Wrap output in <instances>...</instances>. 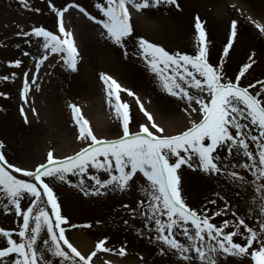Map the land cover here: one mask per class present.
Listing matches in <instances>:
<instances>
[{
  "label": "snow or ice",
  "instance_id": "obj_1",
  "mask_svg": "<svg viewBox=\"0 0 264 264\" xmlns=\"http://www.w3.org/2000/svg\"><path fill=\"white\" fill-rule=\"evenodd\" d=\"M22 2L29 6L27 0ZM48 5L57 17L58 32L33 26L30 31L17 33L29 37V44L35 37L43 50L41 55L32 57L37 71L51 54H60L68 69L77 70L78 49L63 20L70 8H77L102 27L101 35L119 46L125 57H142L147 69L158 77L163 90L184 101L187 105L185 111L199 115L200 119L191 120V126L182 132L165 135V129L155 122L139 97L130 89H123L136 98L148 121L141 123L139 130L133 132L130 130V106L121 100L119 94L121 85L102 73L108 104L121 121L122 135L115 139L98 138L80 107L69 104L78 127L77 139L85 145L73 156L55 158L49 151L46 163L29 170L13 165L0 151V193L3 194L0 210L12 212L22 220L18 232L0 227V240H3L0 264H54L51 257L58 258L57 264H93V258L99 252L126 254L123 246L119 249L106 246L108 237L105 236L96 242L94 250L84 255L66 235L67 228L77 225L71 224L69 218L62 214L61 203L50 181L66 182L67 174H83L89 168L103 169L109 178L93 176L99 185L96 188L85 190L78 185L85 196L103 195L109 189H130L138 173L145 178L146 183L139 188L144 199L139 201L137 208L131 209L133 215L144 218V228L137 229V232L152 235L160 256L175 258L173 264H247L248 260L251 264H264V82L241 83V78L255 63V52L249 55L248 62L242 64L234 78H229L224 70L226 58L238 38V21H231L222 55L214 64L210 62L211 41L198 15L194 18L195 54L169 52L143 37L133 38L130 9L139 12L172 6L180 10L179 0H97L95 7L102 13V19L92 16L75 2L58 8L48 0ZM248 20L264 34V24L251 20V17ZM130 41L135 49L131 53L128 51ZM23 55L29 56L30 53L24 52ZM8 63L19 68L22 60ZM15 77L13 72L11 76L0 79ZM34 83L35 76L30 82L25 71L21 90L25 100ZM3 95L6 94L0 93ZM254 131L258 134H253ZM252 144L256 151H253ZM3 147V142H0V149ZM237 157H243V162ZM182 165L209 176L225 175L238 185L249 183L243 171L250 172L255 179L251 181L254 191L247 212L256 213L255 225L246 222V215H238L234 206L219 192L215 195L223 201V207L218 210L210 213L207 208L198 211L190 207L181 195L178 169ZM237 168L243 171H237ZM13 169L15 173H23L24 177L31 179L19 178ZM217 199L209 203L215 205ZM24 200L29 201L26 207H22ZM228 213L234 218L222 219L219 224L213 222V217ZM229 228L231 230L226 231ZM14 233L17 238H14Z\"/></svg>",
  "mask_w": 264,
  "mask_h": 264
},
{
  "label": "rangeland",
  "instance_id": "obj_2",
  "mask_svg": "<svg viewBox=\"0 0 264 264\" xmlns=\"http://www.w3.org/2000/svg\"><path fill=\"white\" fill-rule=\"evenodd\" d=\"M72 2L81 5L97 19L103 18L102 13L95 7L97 0H52L58 8ZM179 2L180 10L172 6L153 7L139 12L131 9L132 17H139L142 21L139 19L132 23L133 38L143 37L163 46L169 52L195 54L194 18L198 15L204 22L211 41L210 62L216 64L229 36L231 21L235 19L238 21V38L226 58L224 70L229 78H234L242 64L248 62L249 55L255 52V63L241 78V83L248 85L256 84L257 81L264 82V34L248 20L251 17V20L264 24V0ZM27 3L28 7L22 0H0V77L16 73L14 79H0V93L6 94L0 96V142L4 144L0 151L4 152L10 163L31 170L47 162L49 151L55 158L60 159L80 151L85 145L77 139L78 127L69 104L80 106L85 118H88L90 112V124L94 116L106 120L100 128L101 131L97 133L98 138L115 139L122 135L121 121L117 119L114 108L109 106L107 91L102 87L105 86L101 79L102 73L111 76L121 85L119 94L121 100L130 106V130L133 132L139 130L141 123L148 121L136 98L123 89H130L139 97L155 122L165 129V135L182 132L191 126V120L200 119L199 115H190L185 111L187 105L184 101L163 90L158 77L147 69L142 57H125L119 46L101 35L104 31L102 27L77 8H70L63 17L65 28L73 34L79 52L77 70L68 69L61 58L53 59L55 55L60 57V54L49 55L44 62H51L49 69L45 64V74L41 73L38 83L31 87L32 92L30 89L25 100L21 95L23 73L28 72L31 82L33 66L36 63L32 57L41 55L43 50L39 48L35 37L31 38L32 43L29 44V37L17 33L30 31L33 26H43L58 32L57 17L50 10L48 0H27ZM158 23L159 30L154 31L153 27ZM76 35L78 40L75 39ZM1 43L6 44V47H2ZM134 50L130 41L128 51L131 53ZM24 52H29L30 55L24 56ZM102 52H114L115 56L108 60L101 59ZM15 59L22 60L19 68H13L8 63ZM63 96H70L71 100H64ZM35 100L39 101L36 103ZM253 134L258 133L254 131ZM251 147L256 151L254 144ZM236 159L243 162L244 158ZM236 170L243 171L239 168ZM178 174L181 176L182 196L190 207L198 211L207 208L210 213L218 210L223 207V201L215 195L219 192L234 206L238 215H246V222L255 225L256 213L247 212L254 191L251 181L255 179L250 172L243 171L249 181L244 185L233 183L225 175L209 176L186 165L178 169ZM15 175L31 179L24 177L23 173ZM93 176L109 178L103 169L89 168L83 174H67L66 182L50 181L61 203L62 214L69 218L71 224L77 225L75 228L66 229L70 242L84 255L94 250L96 242L105 236L108 237L106 246L116 249L123 246L126 249L123 256L115 252H99L93 258V264H173L175 258L160 256L152 235H140L137 232V229L144 228V218L138 214L133 215L131 209L137 208L139 201L144 199L139 188L146 183L145 178L138 173L130 189H109L103 195L85 196L78 185H82L85 190L99 187L92 179ZM2 198L3 194L0 193V199ZM213 199H217V204L209 203ZM28 203V200L22 201V207H26ZM233 218L228 213L213 217V222L219 224L222 219ZM124 221L128 223L125 224ZM20 223V217L0 210V227L16 229L18 232ZM151 226L154 228V225ZM13 236L17 238L16 233ZM2 243L3 240H0V244ZM51 259L57 264L58 258ZM247 264H251V261L248 260Z\"/></svg>",
  "mask_w": 264,
  "mask_h": 264
},
{
  "label": "bare ground",
  "instance_id": "obj_3",
  "mask_svg": "<svg viewBox=\"0 0 264 264\" xmlns=\"http://www.w3.org/2000/svg\"><path fill=\"white\" fill-rule=\"evenodd\" d=\"M132 12V11H131ZM133 15V14H132ZM140 18L139 17H132V21L134 22V21H138ZM140 21H141V19H140ZM142 22V21H141ZM159 23L158 24H156V26L155 27H153V30L154 31H158L159 30ZM78 35V34H77ZM75 36V38L78 40V36ZM118 54V56L120 55L119 53H117ZM102 55L103 56H101V59H106V60H108V59H110V58H112L113 56H115L114 55V52L113 53H107V52H102ZM110 55H112V56H110ZM58 58H60L59 56H56L55 55V57H53V59L54 60H56V59H58ZM46 63H48V62H46ZM46 63H44V64H42L41 66H40V69H39V71H37L36 70V68H35V65L33 66V69H34V71H33V73H32V76H31V78H33L34 76H35V83L33 84V85H35L36 83H38V80L40 79L39 78V76L41 75V73L43 72V70H44V65L46 64ZM79 63V62H78ZM92 63V62H91ZM50 65H51V62L49 63V64H46V68L47 69H49V67H50ZM43 74H45V72H43ZM29 78H30V75H29ZM30 80V79H29ZM32 85V86H33ZM43 90V87H41V91ZM104 90H106V87H104ZM31 92H32V88H31ZM82 95V94H81ZM34 98H35V96H34ZM63 98H64V100H67V101H70L71 100V97L70 96H63ZM36 99V98H35ZM37 101H39V100H35V102L37 103ZM48 114V113H47ZM87 115V114H86ZM90 112H89V115H88V118H86L89 122H90ZM91 124L90 125H92V126H94V129H93V132H94V134L95 135H98L97 133L99 132V131H101L100 130V128L102 127V125L106 122V120L105 119H101V118H98V117H96V116H94L93 118H91ZM78 131V130H77ZM99 137V136H98ZM23 179H26V178H23ZM30 180V179H29Z\"/></svg>",
  "mask_w": 264,
  "mask_h": 264
}]
</instances>
